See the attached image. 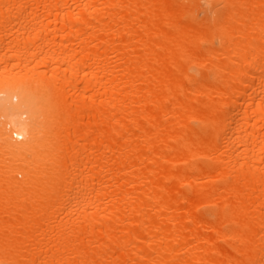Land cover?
<instances>
[{
    "label": "bare ground",
    "instance_id": "bare-ground-1",
    "mask_svg": "<svg viewBox=\"0 0 264 264\" xmlns=\"http://www.w3.org/2000/svg\"><path fill=\"white\" fill-rule=\"evenodd\" d=\"M0 264H264V0H0Z\"/></svg>",
    "mask_w": 264,
    "mask_h": 264
}]
</instances>
